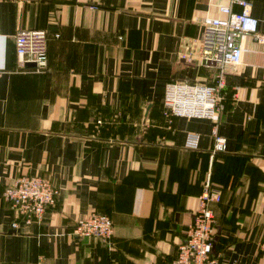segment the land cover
I'll return each instance as SVG.
<instances>
[{
  "label": "crops",
  "instance_id": "obj_1",
  "mask_svg": "<svg viewBox=\"0 0 264 264\" xmlns=\"http://www.w3.org/2000/svg\"><path fill=\"white\" fill-rule=\"evenodd\" d=\"M250 1L264 36V0ZM229 2L0 0V264L170 263L207 176L221 196L211 258L264 264V42L242 36L225 67L224 152L211 153V120L163 114L166 83L213 81L202 24ZM30 29L49 36L43 70L17 63L14 35ZM20 175L58 195L40 224L12 229L2 194ZM92 211L112 221L110 249L70 235Z\"/></svg>",
  "mask_w": 264,
  "mask_h": 264
},
{
  "label": "built area",
  "instance_id": "obj_2",
  "mask_svg": "<svg viewBox=\"0 0 264 264\" xmlns=\"http://www.w3.org/2000/svg\"><path fill=\"white\" fill-rule=\"evenodd\" d=\"M233 6L238 8L233 10ZM221 16L203 21L199 41V55L205 66L215 69L213 81H172L165 84L163 114L168 118H205L213 122L211 137L212 155L226 150L225 139L218 133L217 118L225 109L221 91L225 85V67L241 62L243 49L240 38L246 34L263 43L264 36L258 31V20L251 14L250 0H230L217 6ZM56 37L58 34L55 35ZM49 39L43 29L18 30L14 35L15 53L20 68L32 64L36 70L46 66ZM2 69L0 68V75ZM199 135L189 133L185 147L198 148ZM57 189L47 177L20 175L4 190L2 199L13 213L11 228L19 224H40L43 216L54 203ZM220 193L213 188L207 176L199 197L198 210L185 231V239L178 246L176 259L166 264H216L211 258L216 230L212 204L219 203ZM76 238H91L112 247L113 225L108 216L95 211L87 213L70 233ZM264 256V239L259 245ZM37 264H43L38 262Z\"/></svg>",
  "mask_w": 264,
  "mask_h": 264
},
{
  "label": "trees",
  "instance_id": "obj_3",
  "mask_svg": "<svg viewBox=\"0 0 264 264\" xmlns=\"http://www.w3.org/2000/svg\"><path fill=\"white\" fill-rule=\"evenodd\" d=\"M220 153H222V152H220ZM217 153H215V155H216ZM204 181H205V179H204ZM204 181L202 182V190H203V185H204ZM210 182H211V179H210ZM212 184V183H211ZM221 197V196H220ZM213 205V204H212ZM212 207V206H211ZM105 247H107L106 245H105ZM113 264H115V263H113Z\"/></svg>",
  "mask_w": 264,
  "mask_h": 264
}]
</instances>
